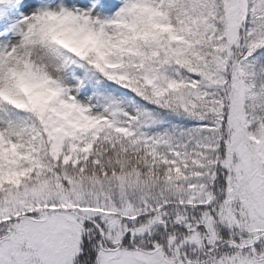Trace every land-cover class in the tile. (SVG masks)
Returning <instances> with one entry per match:
<instances>
[{
	"label": "snow or ice",
	"instance_id": "6c2138e0",
	"mask_svg": "<svg viewBox=\"0 0 264 264\" xmlns=\"http://www.w3.org/2000/svg\"><path fill=\"white\" fill-rule=\"evenodd\" d=\"M0 264H264V0H0Z\"/></svg>",
	"mask_w": 264,
	"mask_h": 264
}]
</instances>
